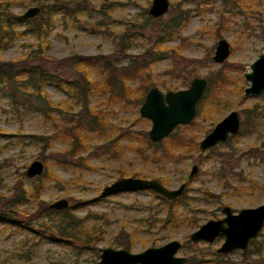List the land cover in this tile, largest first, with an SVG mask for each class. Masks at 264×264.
<instances>
[{
	"label": "rangeland",
	"instance_id": "374dc122",
	"mask_svg": "<svg viewBox=\"0 0 264 264\" xmlns=\"http://www.w3.org/2000/svg\"><path fill=\"white\" fill-rule=\"evenodd\" d=\"M53 1L14 0L8 12L13 18L31 6L41 9V4L48 6ZM84 4L81 12H72V4L69 13L55 11L45 42L28 29L26 20L16 23L20 35L0 51L2 61L12 62L19 69L16 60L39 50L43 59H29L27 63L38 64L55 76L60 84L44 83L43 89L53 103L66 109V113H60L52 108L50 119L30 97L14 94L10 81L0 83V210H8L0 215V264H94L104 247L130 245L125 249L135 253L174 239L182 244L178 255L188 259L197 256L210 264L211 254L223 239L195 244L189 235L207 220L221 218L224 205L238 212L264 202V125L257 133L240 131L233 139L201 153L174 145L170 136L153 143L148 138L151 122L139 115L145 92L136 105L147 81H142L143 76L126 78L125 88L116 83L111 91L107 83L110 74L113 72L116 79L121 75L108 67L144 62L150 74L147 80L162 91L186 88L194 77L206 78L209 85L210 77L215 79L217 72L230 75L219 105L215 108L205 104L211 109L208 116H196L189 127L182 125L172 132L200 140L229 111L240 113L252 105H264V95H243L248 85L244 72L264 53V0H169L168 12L157 20L147 12L151 0H84ZM189 9L185 25L171 31V19ZM220 38L228 41L230 56L215 63L212 57ZM154 46L169 51L153 58L150 55ZM77 55L96 57L91 67L95 87L88 96L75 101L61 85L79 76L75 69ZM81 102L103 111L104 133L96 129L77 131V126L70 133L64 126ZM128 131L140 136L128 137ZM73 134L85 140L81 158L65 152ZM148 142L153 145L148 146ZM163 148H172V154H163ZM36 159L44 163V172L36 177L39 179L28 178L25 171ZM193 164L198 165V171L188 180ZM120 176L155 178L168 189L186 181L185 204H180L177 212L181 221L162 226L160 219L166 208L150 190L99 197L102 188ZM20 181L25 188L42 182L40 198L48 206L60 198L67 199L70 213L85 217L87 226L101 223L102 238L87 248L79 239L36 230L38 224L49 222L44 217L23 219L25 213L33 214L34 203L8 208ZM236 187L243 189L239 192ZM8 215L13 217L6 220ZM187 217L194 223L188 224ZM263 235L264 229L257 239ZM253 249L250 244L246 255L236 250L222 255V259L229 264H257Z\"/></svg>",
	"mask_w": 264,
	"mask_h": 264
},
{
	"label": "trees",
	"instance_id": "16d2710c",
	"mask_svg": "<svg viewBox=\"0 0 264 264\" xmlns=\"http://www.w3.org/2000/svg\"><path fill=\"white\" fill-rule=\"evenodd\" d=\"M14 0H0V51L9 46L13 43V41L20 35V32L15 29V24L21 21H24L19 18V16L11 17L9 14V8L11 7ZM70 4H72L73 11L72 12H81L84 10L86 5L84 4V0H55L52 4L48 6H44L41 4L40 13L37 19H28L26 20V24L28 29L32 30L36 36L44 40L48 31L52 28V14L55 11L63 10L64 13L70 12ZM190 14V9L182 11L181 13L177 14L169 24L171 31L181 29L185 23L187 22ZM45 42V41H43ZM127 44V43H124ZM156 45V44H155ZM46 46H49V43L46 42ZM167 52L162 47L155 48L152 47L151 55L153 58L157 57L161 52ZM147 54V53H146ZM29 59H43V54L39 50H31L26 58L21 57L20 59L16 60L20 64L19 69H15V64L8 61H2L0 59V83L10 81L12 86H14V94L19 96H28L36 102L43 111L44 115L51 119L52 117V108L58 110L60 113H66V109L59 108L58 104H55L51 101L50 96L46 91L43 89L44 83L54 82L60 84L59 81H55V76L49 73L47 70L43 69L38 64H28ZM75 69L77 70L79 76H75L70 81H67L65 85L66 90L70 94V96L77 101V99H83V96H88L89 93L95 87V81L91 78V67L95 64L96 57L92 56H83L77 55L75 57ZM132 67V72L128 71V68ZM146 63L144 62H131L128 67H120L116 68L114 66H109L108 68L111 70H118L120 72L121 78L116 79L114 73L110 74L109 79H107V83L110 85V90L114 87L117 83L121 85L122 88H125L124 80L135 78L138 76H143V82L147 81L145 85V89L149 85H153V83L148 82V78H150L149 73H146ZM230 75L227 73L220 74L217 72L215 79H209V85L207 89V94L200 102V107L197 112V115L200 117L208 116L209 112L211 111L210 108H205V104L209 103L210 107H217L220 103V96L221 93L225 90V86L231 78ZM113 90V89H112ZM111 90V91H112ZM141 95L138 97L137 104H139L140 98L144 93V89L140 90ZM113 92H111L110 95ZM82 104L79 105L78 109H76L74 114H71L72 118L68 124L64 125L67 130L72 133V131L77 126V131L80 129L83 130H94L96 129L97 132L100 134L104 133V121L106 120L104 117V113L101 109L91 108L87 104V102H81ZM56 105V106H54ZM214 108V109H215ZM249 113H244V122L242 126V132H249L255 131L257 132L260 129V125L264 123V105L257 106L255 108H247ZM66 117L65 115H63ZM54 121V120H53ZM56 124V123H54ZM75 126V127H74ZM128 137H139L140 135L136 131H128ZM51 136L50 138H54ZM72 139L68 141V148L65 151L67 155L70 157H80L81 153L86 150L85 140L82 137L78 136V134H73ZM37 139V138H36ZM170 140L173 142L174 145L183 148H196L197 149V140L194 137L186 138L181 136L178 132L171 134ZM153 145L152 143L148 142V146ZM163 154L167 155L170 153L172 154V148H163L161 149ZM81 158V157H80ZM84 158V157H83ZM123 175V174H120ZM135 176V175H134ZM145 177V176H143ZM39 179V178H36ZM40 181V180H39ZM161 182V181H160ZM164 183V182H161ZM19 188L17 193L14 196L13 201H9V207L12 206H19L21 203H34L36 205L33 214L28 215L25 213L24 220H31L34 218H47L46 222L49 224H38L36 230L39 231H53L58 233L60 236L64 237H72L79 239L82 241V247L90 248L91 244L94 242L99 241L102 238V230L100 229L101 223L86 225V218L85 217H77L74 214L70 213L69 208L63 210H55L51 209L45 201L40 198L43 192V183L36 182L30 188H25L23 182L20 181L18 184ZM152 192V191H151ZM185 194L179 196L175 201H168L163 197L161 198L160 204L165 206L166 214L164 217H161L160 222L162 226H167V224H177L181 220L178 218V206L181 204H185L184 201ZM26 212H30L25 210ZM8 213L7 209H1V213L6 214ZM53 215H57L56 218H52ZM13 216L8 215V220ZM186 222L188 224L194 223L193 218L187 217ZM18 225H21L20 223ZM261 234V233H260ZM250 244L254 245L253 252L257 255L258 263L257 264H264V235L262 239H252ZM125 248H130V245L125 246ZM243 255L247 254V250L242 251ZM212 258L209 259L210 264H229L228 262L223 261L222 256L211 254ZM224 256V255H223ZM51 264H59V263H51ZM76 264V263H73ZM185 264H204V259L193 256L192 258L188 259V262ZM233 264V263H231Z\"/></svg>",
	"mask_w": 264,
	"mask_h": 264
},
{
	"label": "water",
	"instance_id": "95a60500",
	"mask_svg": "<svg viewBox=\"0 0 264 264\" xmlns=\"http://www.w3.org/2000/svg\"><path fill=\"white\" fill-rule=\"evenodd\" d=\"M169 10V0H152L148 13L157 19ZM40 13V7L31 6L19 18L22 20L33 19ZM230 55V46L225 38H220L215 46L213 61L222 63ZM249 71L244 72V79L248 85L243 89L245 97L264 95V53L249 64ZM207 86V79L194 77L188 87L178 90H169L165 94L153 86L147 92L143 103L140 105L139 114L151 121L148 131L152 142H158L168 136L177 125L188 124L195 115V108ZM241 119L237 111H230L222 118L200 141L202 151L224 142L228 136L238 133ZM197 166L193 165L188 175L191 179ZM44 172V163L38 159L33 160L25 171L28 178L39 177ZM186 183H181L177 188L168 189L157 179L139 177H120L104 186L100 197H107L124 191L151 190L158 196L168 201L176 200L183 194ZM69 202L60 198L49 205L53 209H65ZM225 214L222 218L209 219L190 233L189 240L193 243L205 241L213 242L217 237H222V243L216 248L218 255L230 253L236 249L246 250L252 239L257 238L264 227V202L256 207L242 208L237 213H232L227 205L222 207ZM181 242L177 239L170 240L160 246H152L140 252H130L125 248L104 247L100 249L99 260L94 264H185L188 257L178 255Z\"/></svg>",
	"mask_w": 264,
	"mask_h": 264
},
{
	"label": "flooded vegetation",
	"instance_id": "af4514ba",
	"mask_svg": "<svg viewBox=\"0 0 264 264\" xmlns=\"http://www.w3.org/2000/svg\"><path fill=\"white\" fill-rule=\"evenodd\" d=\"M151 1H152V0H151ZM150 5H151V4H150ZM149 7H150V6H149ZM147 12H148V10H147ZM148 14H149V13H148ZM149 15H150V14H149ZM163 16H164V15H163ZM150 17H151L152 20H157V19L161 18L162 16L159 17V18H157V19H154L151 15H150ZM229 46H230V45H229ZM229 56H230V55H229ZM257 57H258V56H257ZM254 60H255V59H254ZM249 64H250V63H249ZM248 67H249V65H248ZM247 71H249V68H248ZM247 71H245V72H247ZM149 75H150V74H149ZM148 80H149V78H148ZM148 82H150V81H148ZM150 83H152V82H150ZM207 85H208V80H207ZM153 86H155V83H153V85H149V87H148L147 90L144 88V92H145L144 94H145V95H144L143 100H142V102L140 103V105L143 103V101H144V99H145V96H146L147 92L149 91V89H150L151 87H153ZM156 87H157V86H156ZM206 87H207V86H206ZM158 88H159V87H158ZM159 89H160V88H159ZM180 89H183V88H180ZM205 89H206V88H205ZM160 90H161V89H160ZM177 90H178V89H177ZM161 91H162V90H161ZM167 91H169V90H167ZM167 91H162V93L165 94ZM173 91H175V90H173ZM204 91H205V90H204ZM203 93H204V92H203ZM202 96H204V95L202 94ZM202 96H201V97H202ZM249 96H251V95H249ZM261 96H262V95H261ZM256 97H259V96H256ZM200 99H201V98H200ZM200 99H199V100H200ZM199 100H198V102H199ZM198 102H197V104H198ZM200 102H201V101H200ZM200 102H199V107H200ZM197 104H196V108H195V115H194V117L192 118V120H194V118H195L196 116H198V115H197V112H198L199 108L197 109ZM136 105H138L137 102H136ZM218 105H219V104H218ZM218 105H217V106H218ZM257 106H258V105L255 104V105H252V106L249 107V108H250V109H251V108L253 109V108L257 107ZM139 108H140V106H139ZM247 108H248V107H247ZM247 108H246V109H247ZM246 109H245V111H240V113L237 111L238 114H239V116H240V119H241V125H240V128H239L238 133H239L240 131L242 132L241 129H242L243 122H244V117H243L244 113H249V111H247ZM231 111H232V110H231ZM235 111H236V110H235ZM229 112H230V111H229ZM229 112H228V113H229ZM228 113H227V114H228ZM227 114H226V115H227ZM139 115H140V114H139ZM226 115H225V116H226ZM225 116H224V117H225ZM224 117H223V118H224ZM145 119H147V118H145ZM148 120H149V119H148ZM192 120H191L188 124H180V125H177V126L174 128V130H175L177 127L182 126V125H183L182 127H189V126L191 125L190 123H192ZM149 121H150V120H149ZM150 122H151V121H150ZM218 122H219V121H218ZM215 125H216V124H215ZM261 125H264V123H262ZM261 125H260V126H261ZM150 127H151V125H150ZM179 129H180V128H179ZM174 130H173V131H174ZM211 130H212V129H211ZM211 130H210V131H211ZM259 130H260V129H259ZM259 130H258V131H259ZM148 131H149V130H148ZM173 131H172V132H173ZM258 131H257V132H258ZM172 132H171L168 136H171V134H173ZM257 132H255V131H253V130L251 131L252 134H253V133H257ZM238 133H237V134H238ZM246 133H249V132H246ZM237 134H235V135H237ZM205 135H206V134H205ZM205 135H204V136H205ZM235 135H231V134H230V135L228 136V138H227L224 142H218L217 144H215V145L209 147L208 149H206V150H204V151H202V150L200 149V147H199L200 141H201V139H202L204 136H203L200 140H198L196 137H194V138L197 140V149H196V148H192V150H194V151H198L199 153H201V152H205V151H208V150L214 148L215 146H217V145H219V144H223V143L227 142L228 140L233 139V137H234ZM168 136H166V137H168ZM166 137H165V138H166ZM148 138H149V134H148ZM165 138H163V139H165ZM189 138H191V137H189ZM163 139H162V140H163ZM149 140H150V138H149ZM150 141H151V140H150ZM160 141H161V140H160ZM151 142H152V141H151ZM158 142H159V141H158ZM153 143H157V142H153ZM193 165H196V166H197V171H198V165H197V164H193ZM193 165H192V166H193ZM191 169H192V167H191ZM191 169H190V171H191ZM190 171H189V173H190ZM197 171L195 172V174L197 173ZM189 173H188V175H189ZM195 174H194V175H195ZM188 175H187V179H188ZM194 175H193V176H194ZM120 177H128V176H120ZM120 177H119V178H120ZM132 177H133V176H132ZM143 178H145V177H143ZM192 178H193V177H192ZM192 178H191V179H192ZM117 179H118V178H117ZM147 179H155V178H147ZM188 180H190V179H188ZM158 181H159V180H158ZM159 182H160V181H159ZM184 182L186 183V188H185L183 194L186 192L187 184H188L186 181H184ZM160 183H161V182H160ZM181 183H183V182H181ZM181 183H180V184H181ZM180 184H179V185H180ZM179 185H178V186H179ZM235 189L238 190L239 192H241L243 188H241V187H236ZM139 191H140V190H139ZM150 191H151V190H150ZM127 192H134V191H127ZM152 192H153V191H152ZM119 193H120V192H119ZM116 194H118V193H116ZM113 195H115V194H113ZM110 196H112V195H110ZM180 196H181V195H180ZM99 197H100V194H99ZM107 197H108V196H107ZM159 197H160V196H159ZM101 198H103V197H101ZM224 206H225V205H224ZM227 206H229V205H227ZM229 207H230V206H229ZM230 208H231V207H230ZM221 211H222V208H221ZM231 211H232V213H237V212H234V211L232 210V208H231ZM222 213H223V212H222ZM224 215H225V214H223V216H224ZM223 216H222V217H223ZM222 217H221V218H222ZM217 219H218V218H217ZM263 229H264V227H263ZM263 229H262V230H263ZM262 230L260 231V233L262 232ZM260 233H259V235H260ZM259 235H258V237H259ZM258 237H257V238H258ZM217 238H222V237H217ZM217 238H216V239H217ZM216 239H215V240H216ZM222 239H223V238H222ZM254 239H255V238H254ZM215 240H214V241H215ZM214 241H213V242H214ZM251 241H252V240H251ZM251 241H250V242H251ZM249 245H250V243H249ZM248 247H249V246H248ZM247 249H248V248H247ZM247 249H246V250H247ZM215 250H216V249H215ZM236 250H240V249H236ZM236 250H234V251H236ZM241 251H245V250H241ZM232 252H233V251H232ZM230 253H231V252H230ZM215 254L218 255L216 252H215ZM227 254H229V253H227ZM222 255H226V254H222ZM222 255H219V256H222Z\"/></svg>",
	"mask_w": 264,
	"mask_h": 264
}]
</instances>
